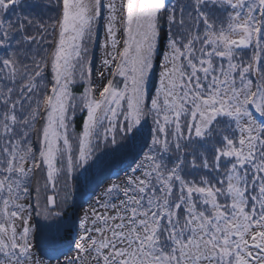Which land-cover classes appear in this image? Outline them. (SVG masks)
Instances as JSON below:
<instances>
[{"label":"snow or ice","instance_id":"snow-or-ice-1","mask_svg":"<svg viewBox=\"0 0 264 264\" xmlns=\"http://www.w3.org/2000/svg\"><path fill=\"white\" fill-rule=\"evenodd\" d=\"M0 264H264V0H0Z\"/></svg>","mask_w":264,"mask_h":264},{"label":"rangeland","instance_id":"rangeland-1","mask_svg":"<svg viewBox=\"0 0 264 264\" xmlns=\"http://www.w3.org/2000/svg\"><path fill=\"white\" fill-rule=\"evenodd\" d=\"M96 55H97V58H98L99 57V52L98 51H97ZM77 91H79V90H77ZM83 199H84V197H81L79 195L77 196V200H78L77 203L73 207H70V209H71L70 212H69L70 214H71V211L75 209V211H73L72 216H76V215L79 214V212H80L79 204H80V202Z\"/></svg>","mask_w":264,"mask_h":264},{"label":"trees","instance_id":"trees-1","mask_svg":"<svg viewBox=\"0 0 264 264\" xmlns=\"http://www.w3.org/2000/svg\"><path fill=\"white\" fill-rule=\"evenodd\" d=\"M77 130H79V124H77ZM49 194H51V193H49ZM77 201H78V200H77ZM70 210H71V209L68 208V209H67V212L69 213ZM73 211H75V209L71 211V214L69 213L71 216H72V214H73Z\"/></svg>","mask_w":264,"mask_h":264},{"label":"water","instance_id":"water-1","mask_svg":"<svg viewBox=\"0 0 264 264\" xmlns=\"http://www.w3.org/2000/svg\"><path fill=\"white\" fill-rule=\"evenodd\" d=\"M83 202H84V199L80 202V204L83 203ZM80 204H79V205H80Z\"/></svg>","mask_w":264,"mask_h":264}]
</instances>
